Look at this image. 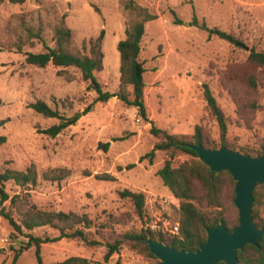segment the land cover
I'll return each mask as SVG.
<instances>
[{
	"label": "rangeland",
	"instance_id": "obj_1",
	"mask_svg": "<svg viewBox=\"0 0 264 264\" xmlns=\"http://www.w3.org/2000/svg\"><path fill=\"white\" fill-rule=\"evenodd\" d=\"M127 1L0 0V120L5 121L0 125V136H4L0 172L25 171L32 165L37 175L35 183L23 186L8 180L5 190L9 197L20 194L19 206L86 213L108 240L144 228L145 217L152 214L179 220V200L157 174L169 151L156 150L151 161L146 156L158 140L150 128L190 136L200 125L218 141L219 128L206 105L204 84L225 114L230 140L254 146L264 139V70L257 90L244 83L249 51H264V0H133L157 15L145 23L139 53L145 67L143 100L148 120L117 96L96 100L97 93L87 87L75 67L67 68L68 79L52 64L38 67L25 62L24 53L42 51V41L54 46V27L61 19L71 31L74 49L81 52H86L83 43L103 29V68L95 76L104 91L116 92L120 76L116 44L125 36ZM203 23L234 35L238 44L209 36L200 27ZM37 100L65 116L77 113L76 123L55 137L48 136L43 129L58 120L33 110L29 105ZM238 103H254V108L241 110ZM189 158L175 155L172 165ZM124 189L144 194L141 218L131 202L119 195ZM161 198L166 203L160 204ZM226 204L230 214H238L228 199ZM3 210L17 221L20 216L9 199L0 202V264H12L14 252L27 237L12 236L14 230ZM259 215L264 219V201ZM30 232L58 235L49 226ZM100 233L91 230L92 237ZM105 252V245L79 239L62 238L40 246L44 264L70 256H83L95 264L153 262L126 244L108 260ZM14 264H37L35 247L22 250Z\"/></svg>",
	"mask_w": 264,
	"mask_h": 264
},
{
	"label": "trees",
	"instance_id": "obj_2",
	"mask_svg": "<svg viewBox=\"0 0 264 264\" xmlns=\"http://www.w3.org/2000/svg\"><path fill=\"white\" fill-rule=\"evenodd\" d=\"M11 3H23L25 0H9ZM124 10L127 18L125 36L116 44L119 53V88L116 92H108L102 89V85L95 76L96 71L103 68L104 53L101 49L104 30H100L98 36L90 38L87 43H83L81 52L74 49L71 43V31L66 26L63 19L54 27V46H48L43 41V50L37 52H25V62L38 67H45L48 64L59 68L58 74L67 75L71 78L67 68L75 67L81 73V78L87 83L88 88H92L96 93V100H107L112 96H117L125 103L136 106L139 114L148 120L146 108L143 100V89L145 86L143 74L145 67L139 60L140 43L144 34L145 23L157 17L147 8L128 0ZM201 28L208 31V35H216L233 44H238V39L234 35L218 28H208L204 23ZM21 49V45H17ZM247 67L244 83L251 90H257L260 78L264 70V51L251 49L246 57ZM203 96L206 105L214 116L219 128V140L215 141L204 133L200 125H195L194 132L190 135H176L164 129L151 126V133L158 138L153 148L146 153L152 160L156 150L169 151L170 157L158 169L157 174L163 184L170 190L172 195L179 200V232L180 237H172L165 234H157L148 229L128 230L119 234V238L106 239L100 230L95 226L94 221L86 213H76L72 211H48L35 208V206L21 205L20 194L9 197L5 190V182L13 180L18 185L35 183L36 171L31 165L25 171L6 169L0 172V202L9 199L11 207H17L20 219L17 221L10 211H1L5 219L12 226L14 232L12 236L24 235L27 241L14 252L12 264L16 261L22 250L31 246L35 247L37 264H44L40 254V246L45 242H53L62 238L79 239L89 245L103 244L106 247L104 259L117 252L120 245L126 244L131 249H135L145 257L152 260V264H160V260L150 251L144 238L156 239L168 246L180 250H195L199 244L204 242L207 236V229L221 223L229 230L238 224V214H230V205H234L235 181L231 174L222 170L212 171L197 156L192 145L201 144L206 148H219L225 145L228 148L237 150L252 156L264 155V139H261L254 146L238 145L230 140L227 134L228 123L222 109L217 105L207 84H204ZM33 110L45 117L56 118L58 121L43 129L48 136L55 137L65 128L76 123L78 114L65 116L57 109L50 107L45 101L37 100L29 105ZM242 110L245 107L254 108V103L239 104ZM5 121L0 120V125ZM4 136H0V143ZM107 144L104 145L106 147ZM185 154L190 158L180 161L177 165H172V158L175 155ZM119 195L127 198L133 207L134 213L141 218L143 216L144 194L142 192L124 189L119 191ZM253 203L251 216L257 227L264 229V219L259 215V207L264 201V185L258 184L252 190ZM49 226L58 232L54 237L36 236L32 231L36 227ZM97 230L100 237H92L91 230ZM27 230L24 233L23 230ZM96 234V233H95ZM0 252L3 248L0 247ZM238 264H264V234L260 238L258 245L246 244L236 251ZM50 264H95L83 256H70L63 260ZM215 264H224L223 261Z\"/></svg>",
	"mask_w": 264,
	"mask_h": 264
},
{
	"label": "water",
	"instance_id": "obj_3",
	"mask_svg": "<svg viewBox=\"0 0 264 264\" xmlns=\"http://www.w3.org/2000/svg\"><path fill=\"white\" fill-rule=\"evenodd\" d=\"M198 158L212 171H228L235 181L234 205L238 211V224L229 230L224 224L207 229L204 242L195 250H180L147 237L150 251L160 264H238L236 251L246 244L258 245L264 229L257 227L252 216L254 201L252 190L264 185V155L252 156L226 147L206 148L192 145Z\"/></svg>",
	"mask_w": 264,
	"mask_h": 264
},
{
	"label": "built area",
	"instance_id": "obj_4",
	"mask_svg": "<svg viewBox=\"0 0 264 264\" xmlns=\"http://www.w3.org/2000/svg\"><path fill=\"white\" fill-rule=\"evenodd\" d=\"M160 204L166 203V199L161 198ZM144 228L152 232L165 234L172 237H180L179 232V220H170L169 218L162 216L160 213L156 216L155 214L145 217Z\"/></svg>",
	"mask_w": 264,
	"mask_h": 264
}]
</instances>
